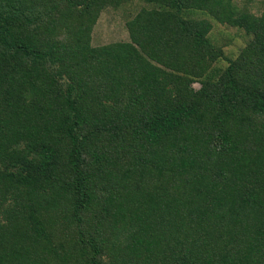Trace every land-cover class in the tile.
I'll return each instance as SVG.
<instances>
[{
  "label": "trees",
  "instance_id": "trees-1",
  "mask_svg": "<svg viewBox=\"0 0 264 264\" xmlns=\"http://www.w3.org/2000/svg\"><path fill=\"white\" fill-rule=\"evenodd\" d=\"M124 1L0 0V264H264V11Z\"/></svg>",
  "mask_w": 264,
  "mask_h": 264
},
{
  "label": "rangeland",
  "instance_id": "rangeland-1",
  "mask_svg": "<svg viewBox=\"0 0 264 264\" xmlns=\"http://www.w3.org/2000/svg\"><path fill=\"white\" fill-rule=\"evenodd\" d=\"M143 5H145V0H126L119 7L114 8L108 6L105 8L99 14L98 20L93 27L91 33L92 44L104 46L115 41L129 42L131 37L126 24L135 17ZM231 5L236 11L245 9L254 13L264 11V0H232ZM151 7L147 6V8ZM187 15L190 18H206L212 23V31L208 34V37L213 42L219 40L216 42L223 47L224 53L228 57L236 56L246 43L247 38L242 31L235 27L217 23L206 13L195 10L181 11L178 13V16L183 19ZM226 64L227 62L225 60L220 59L216 62L215 66L218 65L220 68H223ZM199 85L198 82L193 84L195 88H198Z\"/></svg>",
  "mask_w": 264,
  "mask_h": 264
}]
</instances>
